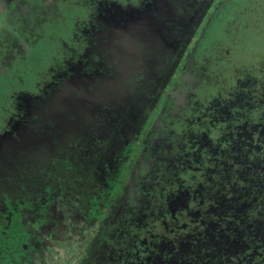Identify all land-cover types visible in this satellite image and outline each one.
<instances>
[{"label": "flooded vegetation", "instance_id": "obj_1", "mask_svg": "<svg viewBox=\"0 0 264 264\" xmlns=\"http://www.w3.org/2000/svg\"><path fill=\"white\" fill-rule=\"evenodd\" d=\"M254 2L0 0V264H264Z\"/></svg>", "mask_w": 264, "mask_h": 264}, {"label": "rangeland", "instance_id": "obj_2", "mask_svg": "<svg viewBox=\"0 0 264 264\" xmlns=\"http://www.w3.org/2000/svg\"><path fill=\"white\" fill-rule=\"evenodd\" d=\"M239 1L241 0H237V3ZM260 1H261L260 2L261 5H259L258 7L256 6L257 8H255V2H254L251 6V9L247 11V12L250 11V22L251 23L249 22L250 23L249 28L258 29V31L260 30L259 34H257L259 38L264 36V0H260ZM225 14L227 15L228 13L226 12ZM226 15L223 14V16H221L222 19L215 22V24L213 25V34L215 32L219 33V32H223L222 30H225L227 26V16ZM242 29L246 31V28H242ZM263 69H264V66H263Z\"/></svg>", "mask_w": 264, "mask_h": 264}, {"label": "trees", "instance_id": "obj_3", "mask_svg": "<svg viewBox=\"0 0 264 264\" xmlns=\"http://www.w3.org/2000/svg\"><path fill=\"white\" fill-rule=\"evenodd\" d=\"M223 32H221V34H223L224 33V30H222ZM258 32H260V30L258 31V29H248V32H247V36L249 37V35H250V38H253L254 40H256L255 38H257L258 36H257V33ZM249 34V35H248ZM253 35L255 36V37H253ZM249 38V39H250ZM257 39H262L263 40V46H264V36H262L261 38H257ZM249 41H252V39L251 40H249ZM217 46V45H216Z\"/></svg>", "mask_w": 264, "mask_h": 264}]
</instances>
